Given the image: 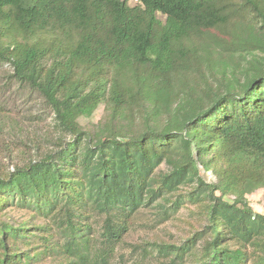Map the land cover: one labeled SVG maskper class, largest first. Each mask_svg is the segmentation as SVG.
Here are the masks:
<instances>
[{"label":"trees","instance_id":"obj_1","mask_svg":"<svg viewBox=\"0 0 264 264\" xmlns=\"http://www.w3.org/2000/svg\"><path fill=\"white\" fill-rule=\"evenodd\" d=\"M2 63L52 128L0 174V264H113L144 206L193 218L167 264H264V0H0Z\"/></svg>","mask_w":264,"mask_h":264},{"label":"rangeland","instance_id":"obj_2","mask_svg":"<svg viewBox=\"0 0 264 264\" xmlns=\"http://www.w3.org/2000/svg\"><path fill=\"white\" fill-rule=\"evenodd\" d=\"M128 2L134 5L137 0ZM7 70L9 71L8 63L0 64V174L7 173L15 164L33 158L36 143L52 128V113L43 98L27 86L10 79ZM102 114L101 104L92 114V122L98 121ZM85 120L83 118L81 121ZM41 144L45 146L44 142ZM199 169L207 182H216V175L210 169L205 170L201 166ZM246 198L255 211L264 214V183L255 187ZM7 212L14 219L21 218V212L14 206H9ZM161 214L159 207H140L130 217L128 230L117 246L111 263L167 264L163 258H157L146 243H179L180 239L192 231L193 218L184 206L179 207L167 219H162ZM98 223V217L92 219L94 229ZM41 264H59V261L45 259Z\"/></svg>","mask_w":264,"mask_h":264}]
</instances>
